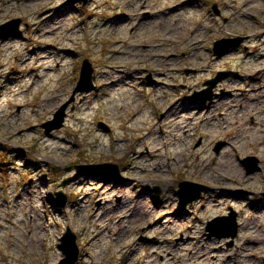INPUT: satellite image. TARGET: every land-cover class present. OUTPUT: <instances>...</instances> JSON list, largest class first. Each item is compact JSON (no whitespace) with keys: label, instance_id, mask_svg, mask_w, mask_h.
<instances>
[{"label":"rangeland","instance_id":"rangeland-1","mask_svg":"<svg viewBox=\"0 0 264 264\" xmlns=\"http://www.w3.org/2000/svg\"><path fill=\"white\" fill-rule=\"evenodd\" d=\"M69 1L0 0V26L22 21L0 40V264H68V228L76 264H264V145L243 147L240 134L264 131L261 107L243 110L247 85L264 84V0ZM237 37L240 47L215 54ZM86 59L95 89L74 96ZM222 72L232 75L211 101L191 99ZM248 157L260 168L251 175ZM103 163L124 180L76 170ZM222 173L242 183L225 186ZM185 181L210 190L181 209ZM232 213L237 237H209V222Z\"/></svg>","mask_w":264,"mask_h":264},{"label":"water","instance_id":"water-1","mask_svg":"<svg viewBox=\"0 0 264 264\" xmlns=\"http://www.w3.org/2000/svg\"><path fill=\"white\" fill-rule=\"evenodd\" d=\"M83 2L84 5H87L89 0H70L69 2ZM214 12L216 15L220 16L221 12L218 9V6H213ZM21 24L22 21L20 19L12 20L6 24L0 26V40L9 39L11 37H17L21 33ZM245 38L237 37V38H227L218 40L214 45V52L217 56H223L228 53L233 48H238L242 45ZM95 69L90 60L86 59L83 62L80 81L77 89L74 92V96L77 93H86L95 89L94 85V76ZM230 72H222L218 75V77L214 80H210L206 83L208 86L207 89L197 92L191 99L193 101H201L207 102L213 99L214 97V89L217 87L218 83L224 80L225 78L231 76ZM152 82V81H151ZM154 83V82H153ZM74 102V98L61 107V109L55 114L54 119L45 123L43 127L45 128V132L47 134L52 133L55 130L61 129L64 126L66 119V111L69 105ZM101 127L105 130H109V128L101 123ZM224 143H219L215 149L217 153L223 148ZM243 163L246 167L247 173L249 175L254 174L260 170L258 166V160L255 157H248L243 160ZM254 163V164H253ZM78 174H90L96 175L102 179V181L107 180L108 183L121 182L124 180L121 175L120 166L112 163H103V164H94V165H80L76 167ZM66 184V183H65ZM179 196H180V208L186 209L191 203L200 198L204 192L210 190L209 186L185 181L180 184ZM193 188L194 191L190 189ZM191 191V192H190ZM161 191L159 188L156 189V200L160 199ZM57 201L63 207L67 204V197L63 192L57 193ZM228 222L231 223V229L227 233L218 232L221 227H224ZM239 225L237 222V214L232 213L230 216H221L209 222L207 231L208 236L213 237L217 236L219 238H231L234 240L238 235ZM233 245V241L230 246ZM61 251L66 257V262L68 264H76L80 257V249L77 243L76 234L70 229H67V232L63 235L61 239Z\"/></svg>","mask_w":264,"mask_h":264},{"label":"bare ground","instance_id":"bare-ground-1","mask_svg":"<svg viewBox=\"0 0 264 264\" xmlns=\"http://www.w3.org/2000/svg\"><path fill=\"white\" fill-rule=\"evenodd\" d=\"M30 4V2H29ZM126 21H129L128 19ZM130 78H133L132 75H130ZM17 80V79H16ZM248 88H250V92H249V97L245 98L244 102L246 107L243 108V110H250L252 107H254V109H259L258 107H261L257 112L256 115H258V117H260V119H262V123H264V84H262L259 80L258 81H252L247 85ZM52 102V100H49V104ZM236 116H238L239 112H235ZM240 134L241 137H246V140H248L247 142L243 143V147H247L250 144L251 145H255V146H263L264 145V131H260L257 133H253L251 131H249L248 129H242L240 127ZM155 135L154 132H152L148 139H151L153 136ZM232 169L235 170L238 167L235 165H231ZM235 168V169H234ZM218 182L221 183H225V186H229L235 183H242V181L238 180L237 174H233V175H228L225 173H222L220 178H218ZM138 217L140 218H148L149 217V213H147L145 211V208H141L138 212ZM128 217V216H127ZM248 224H250V221L247 222ZM246 223V224H247ZM245 224V227L248 225Z\"/></svg>","mask_w":264,"mask_h":264},{"label":"flooded vegetation","instance_id":"flooded-vegetation-1","mask_svg":"<svg viewBox=\"0 0 264 264\" xmlns=\"http://www.w3.org/2000/svg\"><path fill=\"white\" fill-rule=\"evenodd\" d=\"M156 84V83H155Z\"/></svg>","mask_w":264,"mask_h":264}]
</instances>
